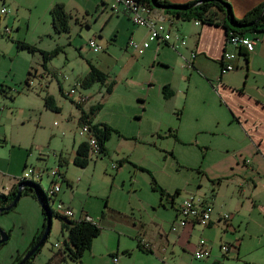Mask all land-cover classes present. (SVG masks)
Returning a JSON list of instances; mask_svg holds the SVG:
<instances>
[{
  "label": "rangeland",
  "instance_id": "rangeland-1",
  "mask_svg": "<svg viewBox=\"0 0 264 264\" xmlns=\"http://www.w3.org/2000/svg\"><path fill=\"white\" fill-rule=\"evenodd\" d=\"M57 1L64 3L70 14L68 32L52 31L48 9ZM111 3L112 0L0 2V8L6 9V13H0V86L5 89L0 92V179L7 180L20 170L23 173L22 163L45 170L39 185L45 190L51 182H57L60 191L53 199L60 197L74 219L86 212L99 227L98 235L79 260L64 255L56 259L57 264H113V256L119 264H160L162 248H167L163 232L173 235L168 227L175 207L190 194L209 197L215 183L211 184L207 173L219 167L221 161L217 160L225 157L221 144L205 146L195 141L208 135L201 130V124L218 107L201 85L188 91L192 105L178 130L184 86L175 98L174 109L158 105L156 87L145 94L149 87L142 82L150 74L153 78L158 73L169 78L175 72L152 67L145 55L137 56L124 48L129 36L136 40L131 35L135 27L123 13L109 15ZM164 13L173 22L171 31L179 29L178 23L192 22ZM84 20L87 25L80 28L79 22ZM4 25L11 30L9 36L4 33ZM89 39L98 44V52L88 48ZM13 40H24L42 49L61 47L43 66L40 53L17 50ZM86 61L102 70L106 81H114L109 94L103 86L97 93L96 83L83 89L87 103H102L95 120L106 122L115 131L104 142L105 152L90 154L87 164L79 167L71 162L75 145L84 138L76 133L79 109L64 94L78 88L75 79L80 80ZM44 94L52 96L58 111L43 106ZM141 99L147 102L143 111ZM158 119L161 124L156 123ZM52 169L58 175L51 177L48 172ZM153 180L163 190L162 195L152 188ZM223 193V198L237 195L231 186L223 188ZM240 220L237 229L234 223L236 230L232 233L222 230L221 223L205 228L204 234L198 231L199 226L190 228L188 242L182 239L184 250L178 240L172 251L186 258L198 239H208L213 257H217L218 245L231 244L239 237L244 239L237 246L238 252L234 254L230 249L226 257H218L220 264H264V216L254 209ZM42 224L41 207L32 196L21 195L12 208L0 212V228L7 234V240L0 243V264L16 247L24 251ZM188 227L185 224V229ZM64 237L59 220L52 216L48 236L33 256V263L43 264L42 253H58ZM140 240L147 242L149 249L139 246Z\"/></svg>",
  "mask_w": 264,
  "mask_h": 264
},
{
  "label": "crops",
  "instance_id": "crops-1",
  "mask_svg": "<svg viewBox=\"0 0 264 264\" xmlns=\"http://www.w3.org/2000/svg\"><path fill=\"white\" fill-rule=\"evenodd\" d=\"M4 1L5 0H0L1 3ZM164 1L170 4H177L185 3L191 0ZM225 1L230 4L233 16L235 18H240L248 9L260 2H263L264 0ZM62 4L66 12L69 14L65 4ZM105 6L106 3L103 2V8H105ZM151 10L156 16L158 15L159 20L164 21V26L170 29L169 26L170 24H173V22L171 21L169 15L164 13L163 8H151ZM113 13H123L130 20L129 13L121 5H117L116 11L111 10L109 15ZM75 22H78L77 18L75 19ZM79 24L80 28L83 24L85 26L87 25L85 20L80 21ZM133 25L135 29L133 32L131 31V35L133 34L132 36H134L136 40L131 38V36L128 38L140 43L146 39L147 29L143 26ZM225 25L231 26L230 22L222 15L221 12L216 13V20L214 23L199 22L195 24L193 21L178 23L180 30L177 29L173 32L184 35L186 37V43L183 46H178L176 50L170 47L169 42H171V40L168 43L160 39L151 40L148 42L147 47L140 53L131 50V48L127 45V41L124 44V48H129L132 54L137 56L142 54L145 55V60L150 64V66H159L175 72L173 76L169 78H164L159 73L157 77L153 78V74H150L148 79L142 82V85L145 84L149 87L146 88L145 94L149 92L151 87H156L157 94L155 97L157 98L159 106H163L165 108L173 107L177 94L184 86L183 99H180L181 107H179L177 130L181 125L183 115L186 111L190 110L192 105L190 103L191 98L187 97L188 91L197 85H201L204 88V91L207 93L209 98L212 97V102H214L218 107L209 115V119L205 120L201 124V130L206 132L208 135L201 139L196 138L195 141H200L205 146L221 144L226 150L225 157L217 160V162L221 161L218 163L219 167H216L207 173L211 184L215 183V189H211L212 187L210 188V196L207 198L201 194L200 196L195 195L210 204L211 223L206 226H201L196 223L188 222L186 223L187 226H189L188 228L185 229L184 225L175 232H172L170 230V226L176 220L175 210L171 216V221L168 227V232L173 233V235L163 232V240L167 248H162L164 253L159 255L160 264H220L218 257H226V253L230 249L234 251V254H236L239 249L237 246L240 245L244 238L240 240L239 237H236L233 239L231 244L226 243L228 245V249L226 251H222L220 249L221 244L218 245L217 249L219 250V255H217V257H213L211 242L207 241L208 239H205L204 242L209 253L207 257L203 259H195L192 257V251L194 250L197 241L193 244V250L190 251L188 257L186 258H182L180 253L172 250L178 240H180L177 243L179 246L182 245V239L185 242H188L186 235L189 231H191L190 228L195 226H199L200 229H198V231L204 234L205 228L211 227L213 224H222V230L225 231L228 229L232 233V231L238 228L241 221L240 217H243L244 215L246 216L249 211L256 209L257 212L262 213L264 216V31H254L248 29L244 32L245 35L255 37L257 39L252 48L247 49L242 46H232L226 43ZM4 26L6 27V25ZM37 48L41 50H51L53 47L50 49H42L43 47L39 46ZM192 49L195 50V56L192 60V66L188 67L185 65V62L189 58V52ZM223 51L231 52L234 55L230 61L234 68L225 72H221L222 62L220 58ZM86 71L87 67L82 76L86 73ZM109 82L105 80L103 83H96L99 84L97 93L102 86L105 91ZM163 85H167V90L171 91V95L167 98L163 96L161 91V87ZM75 86L82 88L79 85L78 79H75ZM113 87L114 81L111 86V90L109 92L105 91V93H111ZM58 90L62 93L59 84ZM139 101L142 102V111L145 110L147 102H145V99H141ZM96 102L100 101L98 100ZM96 102H85L82 105H79V107L83 111H86L91 104ZM86 103L87 105L84 106ZM174 108L175 107H173V109ZM78 116L79 113L77 115L78 126L76 127V130L81 122L79 121ZM95 118L96 117H93L91 123L101 122L107 124L106 122L95 120ZM156 123L161 124V120L158 119ZM107 125L110 126L109 124ZM110 127L112 128V126ZM173 134L175 137L176 134ZM80 141L82 140H79V142ZM21 169L23 170V173L20 172V170L18 174L15 173L9 175L10 177H8L7 180H2V178L0 179L1 193H6L10 186L20 178L35 179L39 182L42 175L46 173L45 170H35L33 167H27L24 163H22ZM30 169L31 172L28 171ZM38 171L41 173L35 177L36 172ZM228 186L236 189V197L223 198V188L226 189ZM45 190L43 189L44 192ZM59 191L60 187L53 196L57 195ZM25 196L29 197L30 195ZM53 201L62 202L61 198L58 196L56 199H53ZM222 213H227L228 215V219L224 222L219 220V215ZM84 214V216H87L91 220L86 212ZM236 218L239 219V222L235 221ZM234 223H236V229ZM36 230L37 229L35 228V231ZM142 243L143 241L140 240V243L138 244L142 245ZM183 247L184 246H181L180 248L184 250ZM21 252H19L17 247L13 249L4 264H12L15 255ZM41 255L43 264L49 258L50 264H57L56 259L58 257L64 258L58 253H54L53 255L42 253Z\"/></svg>",
  "mask_w": 264,
  "mask_h": 264
},
{
  "label": "trees",
  "instance_id": "trees-1",
  "mask_svg": "<svg viewBox=\"0 0 264 264\" xmlns=\"http://www.w3.org/2000/svg\"><path fill=\"white\" fill-rule=\"evenodd\" d=\"M138 4L144 5L150 8H154L152 5H159L163 7V10L170 14L172 17L180 20H197L200 23H214L216 20V13L221 12L222 15L231 23L235 25H240V27L227 26L226 30L234 29L240 33L248 30L254 31H264V1L258 3L252 8L248 9L240 18H235L232 14L230 4L225 0H191L185 3L170 4L164 0H135ZM174 6V8H168L167 6ZM50 16V25L54 33H63L68 31L69 28V14L64 9V6L60 2H54L48 9ZM245 25V26H242ZM10 33V32H9ZM8 33V34H9ZM6 34V36H9ZM15 48L17 50H26L27 52H38L41 55L42 65L54 54H56L61 46H55L51 50H41L33 44H29L23 40H13ZM87 71L80 78V87L87 89L94 83H103L106 80V74L96 68L91 63L87 62ZM113 81H110L105 88L106 92L111 90ZM168 86L163 85L161 87L162 94L165 98L171 95V91H168ZM5 92V89L0 86V92ZM43 106L52 111H58V107L55 105L54 100L51 95L44 94ZM79 109L78 119L81 122H86L90 125L92 133L98 143V152L104 153V142L109 138L110 134L115 130L105 123H91L95 113L101 108V103L96 102L91 104L86 111L80 109L79 105H76ZM174 136V134H172ZM89 159L88 147L85 141H80L77 143L71 162L79 167H84ZM30 181L32 182L37 190L45 196V202L48 205V209L51 213V217L55 216L60 223L61 233L65 231V237L62 240V246L58 247V253L62 256L66 255L69 259L76 261L79 260L83 252L90 248L91 240L99 233V227L96 223L92 222L90 219H70L65 216L56 214L50 206V198L45 194L42 187L37 181L27 180L25 178H20L14 182L6 193L0 192V207L7 205L13 198L16 192V186L19 182ZM153 189H157L160 195L163 194V190L156 186L153 180ZM21 195H30L36 199L33 189L29 186L23 187L21 189ZM19 196V197H20ZM12 208V207H11ZM3 212V211H2ZM43 214V224L39 231H36L29 246L15 255L12 264H16L21 256L31 248L35 242L39 239L45 224V215L43 209L41 208ZM48 236V234H47ZM46 236V238H47ZM45 238V240H46ZM44 240V241H45ZM139 246H142L141 244ZM143 247V246H142ZM40 248V247H39ZM37 248L32 255L25 259L21 264H34L32 259L33 256L39 251ZM53 255V254H52ZM50 259V258H49ZM49 259L44 264H50Z\"/></svg>",
  "mask_w": 264,
  "mask_h": 264
},
{
  "label": "built area",
  "instance_id": "built-area-1",
  "mask_svg": "<svg viewBox=\"0 0 264 264\" xmlns=\"http://www.w3.org/2000/svg\"><path fill=\"white\" fill-rule=\"evenodd\" d=\"M117 5H121L125 10L129 13L130 20L133 24L138 26H143L147 29V37L142 42L138 43L131 39L127 41V45L131 48V50L136 51L138 53L142 52L148 45V42L151 40L160 39L164 42H169V45L172 49L176 50L178 46H183L186 43V37L184 35L178 34L176 32L171 31L169 28H166L161 20L158 19V15L151 10L150 7L140 5L135 0H112L110 4V10L116 11ZM0 13H6V9L4 7L0 8ZM195 24L199 23L197 20H193ZM10 32V28L5 27L4 33L8 34ZM255 37H249L243 33H240L234 29L226 30L225 32V41L226 43L232 46H242L247 49L252 48L253 44L256 42ZM87 45L89 49L93 52H97L99 50V46L92 39L87 41ZM195 56V50L192 49L189 52V58L186 60L185 65L188 67L192 66V60ZM234 57L233 53L228 51H223L221 54V72L229 71L234 68L233 64L230 62ZM83 88H70L67 92H65V96H67L74 104L79 105L86 102L87 94L84 93ZM77 135L84 137L83 141L87 144L88 153L96 154L98 153V143L96 138L94 137L90 125L86 122H80L79 127L76 130ZM31 172V169L28 170ZM41 172H36V176L40 175ZM51 177H54L57 173L56 169H52L48 172ZM33 180L35 179H28ZM59 189V185L57 182H51L49 187L45 190V194L50 198V206L51 209L59 215L65 216L70 219H74L75 216L72 213V210L64 205L61 201H53V195ZM211 206L209 203H206L198 196L194 194H190V196L184 197L181 199L179 204L176 207V220L171 224L170 230L175 232L180 227L184 226L188 222L196 223L201 226H206L211 223ZM89 219L87 216H77V219ZM228 219L227 213H222L219 215L220 221H226ZM54 246H58L57 243H54ZM142 246L145 249H149L147 243L143 242ZM220 249L222 251H226L228 249V245L221 244ZM209 251L202 239H198L195 245L194 250L192 251V257L195 259H203L206 258ZM113 264H119L117 261V257H112Z\"/></svg>",
  "mask_w": 264,
  "mask_h": 264
},
{
  "label": "water",
  "instance_id": "water-1",
  "mask_svg": "<svg viewBox=\"0 0 264 264\" xmlns=\"http://www.w3.org/2000/svg\"><path fill=\"white\" fill-rule=\"evenodd\" d=\"M154 8H163V7H160L159 5H152ZM168 8H174V6L170 5V6H167ZM230 24L234 27H240V25H235L234 23H231ZM242 26H245V25H242ZM26 186H29L33 189V192L36 196V200L37 202L39 203L40 207L43 209V212H44V215H45V224H44V228H43V231L39 237V239L35 242V244L29 248L20 258V260L16 263V264H21L25 259H27L30 255H32L34 253V251L39 248L47 234L49 233V230H50V225H51V213L48 209V205L46 204L45 202V196L43 194H41L37 188L35 187V185L30 182V181H22V182H19L16 186V192L13 196V198L10 200V202L5 205V206H2L0 207V212L2 211H7L9 210L11 207H13L15 205V203L17 202L19 196H20V193H21V189L23 187H26ZM7 240V234L4 232V230H2L0 228V243L4 242Z\"/></svg>",
  "mask_w": 264,
  "mask_h": 264
}]
</instances>
